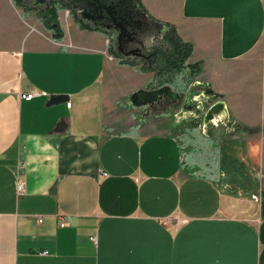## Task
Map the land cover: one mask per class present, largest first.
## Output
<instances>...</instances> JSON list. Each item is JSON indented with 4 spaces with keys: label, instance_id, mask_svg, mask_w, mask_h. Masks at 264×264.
Segmentation results:
<instances>
[{
    "label": "crops",
    "instance_id": "obj_1",
    "mask_svg": "<svg viewBox=\"0 0 264 264\" xmlns=\"http://www.w3.org/2000/svg\"><path fill=\"white\" fill-rule=\"evenodd\" d=\"M142 1L193 45L160 104L102 32L0 0V264H264V0Z\"/></svg>",
    "mask_w": 264,
    "mask_h": 264
},
{
    "label": "trees",
    "instance_id": "obj_2",
    "mask_svg": "<svg viewBox=\"0 0 264 264\" xmlns=\"http://www.w3.org/2000/svg\"><path fill=\"white\" fill-rule=\"evenodd\" d=\"M23 8H31L41 14L45 27L54 38L64 35L58 20L59 10L73 8L67 0H16ZM107 7L89 6L98 14L90 18L75 12L78 23L110 36L108 51L119 64L141 65L154 73V87L169 86L186 90L191 78L197 73L188 63L193 45L178 34L176 27L152 16L142 0H108ZM191 87V86H190ZM256 130L255 127H247Z\"/></svg>",
    "mask_w": 264,
    "mask_h": 264
},
{
    "label": "water",
    "instance_id": "obj_3",
    "mask_svg": "<svg viewBox=\"0 0 264 264\" xmlns=\"http://www.w3.org/2000/svg\"><path fill=\"white\" fill-rule=\"evenodd\" d=\"M69 1L73 7L79 9V11L85 15L88 12L89 6H97V7H107L106 1L108 0H67ZM36 3H45L47 0H35ZM197 87H199L198 82L191 85L189 91L195 92L197 90ZM165 92L166 95H173V91L169 86H162L151 90L146 89H138L136 90L132 97L133 100L136 103L144 104V103H155L160 101L161 94ZM63 98V95H57L51 97L50 101L51 103L59 102ZM222 106V103H215L213 104L208 113L207 118H212L215 112H217Z\"/></svg>",
    "mask_w": 264,
    "mask_h": 264
},
{
    "label": "rangeland",
    "instance_id": "obj_4",
    "mask_svg": "<svg viewBox=\"0 0 264 264\" xmlns=\"http://www.w3.org/2000/svg\"><path fill=\"white\" fill-rule=\"evenodd\" d=\"M15 2H16V0H15ZM17 3V2H16ZM19 6H21V5H19ZM25 9H29V10H33V9H31V8H28V7H26ZM34 12H35V14L37 15V17L39 18V20H40V22L43 24V26H45L44 25V22H43V20H42V18H41V14L38 12V11H36V10H33ZM75 12H80L79 11V9H77V8H75V7H73V8H68V7H66V6H64V7H62L60 10H59V12H58V20H59V22H60V24H61V26H62V23L64 22V24H66V19H68V18H73L75 21H77V23H78V19L76 18V16H75ZM86 15V14H85ZM87 16V15H86ZM79 24V23H78ZM80 25V24H79ZM81 26V25H80ZM82 28H85V27H83V26H81ZM63 28V27H62ZM85 29H89V28H85ZM89 30H92V29H89ZM107 46H109V43H110V36L109 37H107ZM109 52V51H108ZM110 54V53H109ZM111 57H113L112 55H111ZM115 59V58H114ZM123 65H130V66H133V67H141L142 68V66L141 65H131V64H123ZM144 69H147V68H144ZM152 71V70H151ZM152 85L153 84H149V88H152ZM168 95H166L165 94V92H163L162 94H161V98H160V101H158V102H156L157 104H160L161 103V101L162 100H164V98H166ZM166 100V99H165ZM155 103V104H156ZM183 105V104H182ZM182 105H181V110H182V112H184V109H183V107H182ZM166 106H167V104H161V108L163 107H165L166 108ZM195 109V108H194ZM197 109V110H196ZM195 109V113L196 114H200L201 113V108H196ZM181 112V113H182ZM188 117V116H187ZM189 118V117H188Z\"/></svg>",
    "mask_w": 264,
    "mask_h": 264
},
{
    "label": "built area",
    "instance_id": "obj_5",
    "mask_svg": "<svg viewBox=\"0 0 264 264\" xmlns=\"http://www.w3.org/2000/svg\"><path fill=\"white\" fill-rule=\"evenodd\" d=\"M37 93L38 92L35 91V90L34 91H27V92L22 93L21 96L23 98H25V99H32ZM70 104H71V102L68 101L67 102V105L70 106ZM100 175L105 177V176L108 175V173L106 171H104V170H101L100 171ZM17 189H18V192L19 193H21L24 190V182L22 180H20V179L17 182ZM66 223H67V221L65 219H63L61 221V224L62 225L66 224Z\"/></svg>",
    "mask_w": 264,
    "mask_h": 264
},
{
    "label": "flooded vegetation",
    "instance_id": "obj_6",
    "mask_svg": "<svg viewBox=\"0 0 264 264\" xmlns=\"http://www.w3.org/2000/svg\"><path fill=\"white\" fill-rule=\"evenodd\" d=\"M98 12L95 9H90L89 12L86 13V15L90 18H96Z\"/></svg>",
    "mask_w": 264,
    "mask_h": 264
}]
</instances>
